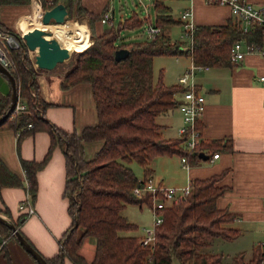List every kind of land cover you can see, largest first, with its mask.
Returning <instances> with one entry per match:
<instances>
[{"label":"trees","instance_id":"16d2710c","mask_svg":"<svg viewBox=\"0 0 264 264\" xmlns=\"http://www.w3.org/2000/svg\"><path fill=\"white\" fill-rule=\"evenodd\" d=\"M29 1L0 0V5ZM60 1L68 8V16L69 13L88 16L91 30V42L90 39L87 41V28L84 37L74 44L75 50L80 51L75 53L74 63L60 83L62 88L79 82L91 85L98 120L79 132L66 130L45 117L44 110L50 102L40 95L37 70L28 50L19 33L0 21V28L19 40V46L10 48L6 55L12 65L18 96L25 105L24 109H14L0 123V129H13L18 144L26 135L38 130H45L50 136L42 160L21 159L31 199L37 192V171L44 166L56 145L63 147L64 152L63 196L68 200L71 222L58 240L57 253L45 257L48 264H64L66 258L71 264H263L264 254L258 244L252 247L248 258L244 251H239L230 261H224L222 252L211 251L215 237L233 239L241 232L231 225L236 215L216 204L226 189L217 183L220 175L191 179L190 192L163 210V220L155 228L153 244L143 245L140 235L129 234L138 226L122 213L128 204L149 202V196L137 197L133 190L152 174L154 157L172 154L187 159L199 157L201 145L189 150L183 146V137L165 138L161 134L157 116L178 104L176 94L185 87L166 84L162 71L154 79V57L189 55L197 65L226 66L232 63L230 49L235 41L264 45L262 27L252 24L243 31L238 20L230 19L224 24H196L191 44L186 40H172L164 28L181 20L172 15L166 0H153L155 23L161 31L154 38L118 43L122 28L131 29L144 23L137 13L120 20L117 27L110 19L109 26L97 32L95 23L101 22L107 7L93 12L80 0H52L50 4L42 0V4L49 7ZM119 48H126L128 53L116 59L115 51ZM10 100V92L0 90V115ZM91 141H100L101 145L92 157L86 158L84 144ZM133 161L143 167L142 178L132 169ZM17 185H22V179L0 158V189ZM0 213L8 216L22 233L20 224L25 215L14 219L7 206H0ZM0 235V255L10 263L9 239L19 242L10 227L1 221ZM88 236L95 239L90 260L79 252Z\"/></svg>","mask_w":264,"mask_h":264},{"label":"crops","instance_id":"0c3cea01","mask_svg":"<svg viewBox=\"0 0 264 264\" xmlns=\"http://www.w3.org/2000/svg\"><path fill=\"white\" fill-rule=\"evenodd\" d=\"M172 1L174 0H166L171 11ZM248 1L254 4L264 3V0ZM80 2L93 12H100L105 7L110 8V0H80ZM185 2L183 10H191V20L195 25L224 24L230 19H236L226 4L208 3L206 0H185ZM0 7L16 10L13 17L14 24H6L15 28L21 18L27 20L24 15H30L33 8L31 1L26 4H5ZM137 15L141 17L138 13ZM141 18L144 21H151L149 10L148 15ZM0 21L3 22L1 19ZM106 23L97 21L96 31L101 32ZM80 28L71 35L72 46L74 39L79 40L83 28L87 32L88 26L83 22ZM165 32L169 34L168 31ZM55 37L58 38L56 35ZM58 40L62 44V39L58 38ZM180 40L186 39L180 37ZM242 44L245 49L249 45L245 42ZM75 48L76 45L72 50ZM28 52L37 70L40 95L45 101L50 102L44 110L45 117L69 131L75 129L79 132L84 126L95 124L98 117L91 85L88 82H79L68 88L61 87L62 76L72 66V64L66 65L65 61L72 55L57 63L52 69H45L39 68L34 62L37 50H28ZM172 56L177 60L183 59L182 64L185 68L193 63L189 55ZM262 75H264V54L257 51H248L242 59L226 66H207L196 70L192 81L204 95L205 102L198 121L202 136L199 153L202 152L206 158L198 155V158L187 159L188 166H184L182 156L171 155L177 169L181 172L185 171L183 173L188 183L193 178L220 175L217 183L226 186V189L217 198L216 204L218 207L228 208L236 215L231 223L241 230L236 238L242 237L250 243L249 255L245 253L246 258L250 256L252 247L264 238V81L260 80ZM4 78L6 79L5 76ZM162 78L166 84H179L178 78L173 83H167L163 73ZM154 79H157L155 75ZM181 92L176 94L179 101L182 99ZM156 120L161 125L163 137L179 136L182 115L177 105L160 113ZM171 129L175 131L173 136L168 135ZM49 142L50 136L45 130L26 135L18 144L17 133L13 129H0V158L22 179V185L3 186L0 189V206H7L14 219L21 214L25 215V211L19 209V204L26 200L28 195V181L21 159L42 160ZM100 145V141L86 142L85 157H92ZM213 153H219L218 157L213 158ZM154 172L153 166L152 177ZM36 179L37 192L35 198L31 199L35 213L25 216L20 224V230L44 257H52L59 249V238L71 222L67 210L68 200L63 196L65 182L63 147L59 145L54 147L49 159L37 171ZM156 179L157 182L163 183V177ZM11 243L18 252L17 245L20 244L9 239V244ZM85 243L94 250V237L88 236L84 239L79 248L82 255V247ZM83 256L90 260L93 255L88 258ZM22 259L25 264H37L35 260L25 257ZM0 264H17L12 251L10 263L7 258L0 255ZM64 264H71V261L66 258Z\"/></svg>","mask_w":264,"mask_h":264},{"label":"built area","instance_id":"2783aa9c","mask_svg":"<svg viewBox=\"0 0 264 264\" xmlns=\"http://www.w3.org/2000/svg\"><path fill=\"white\" fill-rule=\"evenodd\" d=\"M32 6H36L38 10V18L41 20V16L45 9L51 7H44L42 0H30ZM208 3H222L226 4L230 8L231 14L240 22L243 31H247L252 24H258L262 27L264 33V3L254 4L248 0H206ZM48 4L52 0H46ZM139 2L143 5L144 13L148 15V5L143 3L142 0ZM33 10V8H32ZM111 8H107L101 18V22H107L111 19ZM32 13V12H31ZM183 27H184V37L186 41L191 44L193 31L195 29V24L191 20V10L185 9L180 13L179 16ZM19 31V30H18ZM145 31L148 38H154L156 34L161 31V27L156 23L148 20L145 26ZM19 33V32H17ZM243 41H235L230 49V58L232 62H237L242 59L246 52L257 51L264 54V45L259 46L256 44H249L247 48H243ZM19 46V40L17 37L4 29L0 28V61L9 69H12V65L7 58L6 53L10 48ZM207 66L197 65L192 63L190 67L186 68L184 72L178 76V83L185 87L181 92L182 99L177 104L181 115L182 124L179 128V136L183 137V146L186 149L192 150L197 148L202 143L201 131L198 126L199 118L204 110V95L200 93L196 84L192 81L195 71L200 68H205ZM260 80L264 81V75L260 76ZM25 105L18 96L15 110L24 109ZM30 125V124H29ZM219 153H213L212 157H218ZM182 162L184 166H188L185 156H182ZM191 189V183L189 182L183 188H176L165 186L161 182H154L153 177L150 175L146 178L142 185L136 186L133 190L135 196L146 197L149 196V205L152 208L153 214L155 216V222L153 227H143L144 233L141 235V242L143 245L153 244L155 241V228L163 220V210L173 204L177 203L182 197H185ZM264 203V199H263ZM19 209L25 211V216L35 213V208L31 203V197L28 192L26 200L20 202ZM261 252L264 254V238L258 243ZM264 264V258L262 260Z\"/></svg>","mask_w":264,"mask_h":264},{"label":"rangeland","instance_id":"374dc122","mask_svg":"<svg viewBox=\"0 0 264 264\" xmlns=\"http://www.w3.org/2000/svg\"><path fill=\"white\" fill-rule=\"evenodd\" d=\"M143 3L148 5V10L151 15V21L155 23V16L153 11V0H142ZM185 0H174L171 2L172 5V15L177 19L180 16V13L182 12L184 6H185ZM109 6L111 10L112 15V23L114 27L118 26V22L122 20L125 17L130 16L133 12L138 13L141 17L145 15L143 5L139 2V0H110ZM16 13V10L8 9L7 7H0V19L5 24H14V14ZM75 14V13H74ZM27 18L28 26H35L34 23L29 22L31 19L30 15H24ZM72 20V21H71ZM80 22V26L83 25V22L87 24L88 26V36L87 41L91 42V30L89 27V18L86 15H71L69 13V16L66 17V22L62 25H76ZM71 21V22H69ZM69 22V23H67ZM108 22V21H107ZM145 23L142 24L139 27L135 28H122L119 33L118 37V43L120 42H129L133 40H141V39H147V33L145 31V26L147 25L148 21L145 20ZM38 25V24H37ZM55 26V25H54ZM54 26H52V30L54 32ZM80 26L77 29H81ZM109 26V24H104V27ZM11 28H15L12 26H9ZM76 29V30H77ZM84 29V28H83ZM80 32V35L85 33L86 30ZM98 29V28H97ZM15 30L17 32L18 28L16 26ZM76 30L72 35L75 34ZM165 30L169 32V35L172 40H180V37L183 39H186L184 37V27L182 22H175L172 24H169L165 26ZM79 35V38H80ZM84 37V36H83ZM71 34L66 33V38L62 40V45L68 47L69 49H72V44L70 43ZM80 50H75L72 53V56L65 61L66 65H73V61L75 58V53ZM29 53V52H28ZM33 54V53H31ZM30 56V53H29ZM32 58V57H31ZM185 58V57H182ZM183 59L177 60L175 56L172 55H157L155 56L153 60V70L155 78L159 76L160 71L163 73L164 80L167 83H173L177 80L178 76H180L186 68L183 67ZM64 64V63H63ZM61 66V65H60ZM60 68V67H59ZM174 129H171L169 131L168 135L173 136ZM159 156V155H158ZM171 155H163L159 157H155L153 159V166L155 168V172L153 175L154 182H157L158 177H163L162 184L165 186L170 187H176V188H183L188 184V180H185V171H182L177 169L175 161L173 158H171ZM158 160V161H157ZM158 162V165H157ZM132 169L136 173V175L139 178L143 177V167L136 161H133L131 164ZM158 166V167H157ZM161 175V176H159ZM149 202H143L141 206L138 204H130L127 206L125 210L122 211L123 215L127 217L129 221L134 222L137 224L138 228L136 230L130 231L129 234H143V227H153L155 222V216L153 214L152 208L149 205ZM128 233V232H127ZM10 247V250L12 251V255L14 256L17 264H25L22 257L29 258V260H34L33 257L21 246L17 245V251L14 249V246L11 244H8ZM93 248H89L88 244L85 243L82 247V253L87 258L93 255ZM211 251L215 252H222L224 255V261H230L231 257L235 255L239 251H244L246 255H249L250 251V243L246 241L244 238H233V239H224L222 237H215L212 240L211 243ZM21 255V256H20Z\"/></svg>","mask_w":264,"mask_h":264},{"label":"water","instance_id":"95a60500","mask_svg":"<svg viewBox=\"0 0 264 264\" xmlns=\"http://www.w3.org/2000/svg\"><path fill=\"white\" fill-rule=\"evenodd\" d=\"M68 16V8L63 2H57L53 6L44 10L41 16V22L64 23ZM19 35L23 40L27 50L36 51L34 62L39 68L52 69L57 63L69 58L73 51L62 45L58 38L53 36L50 29H44L39 26H28L19 30ZM128 53L126 48H119L115 51L116 59L125 57ZM6 77V79L4 78ZM0 90L9 93L11 96L7 109L0 115V123L15 109L18 98V86L11 70H9L0 61ZM203 158L206 155L199 153ZM0 221L10 227L12 234L15 235L19 244L33 257L38 264H48L46 258L23 236L12 220L6 215L0 213ZM0 242L2 237L0 235Z\"/></svg>","mask_w":264,"mask_h":264},{"label":"bare ground","instance_id":"6f19581e","mask_svg":"<svg viewBox=\"0 0 264 264\" xmlns=\"http://www.w3.org/2000/svg\"><path fill=\"white\" fill-rule=\"evenodd\" d=\"M31 23H34L35 26H39L44 29H50L53 33V36H57L58 38L64 40L66 38V33H70L71 35L74 33V31L80 26V23H77L76 25H62L64 23H49V24H44L41 22V20L38 18V10L36 9V6L34 5L32 13H31ZM38 24V25H37ZM28 25V21L24 18H21L18 21L17 28L18 30L25 29ZM55 25V26H54ZM52 26H54V32L52 30ZM84 30V29H83ZM85 31V30H84ZM55 34V35H54ZM85 35V33L80 35V38H82ZM78 42L77 39L73 40V43L76 44Z\"/></svg>","mask_w":264,"mask_h":264}]
</instances>
